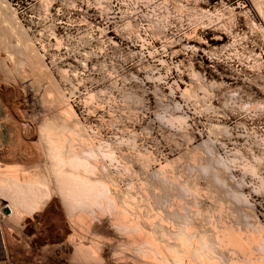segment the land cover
<instances>
[{
  "label": "bare ground",
  "instance_id": "bare-ground-1",
  "mask_svg": "<svg viewBox=\"0 0 264 264\" xmlns=\"http://www.w3.org/2000/svg\"><path fill=\"white\" fill-rule=\"evenodd\" d=\"M252 1L264 24V0ZM41 2L48 12L53 1ZM0 12L6 27H0L2 74L7 82H21L26 93L39 90L42 112L33 129L23 127L36 140L41 159L34 161L29 155L0 159V264H53L56 260L54 264H264V228L253 226L249 217L241 219L240 207L246 205V198L227 188L219 178L221 169L217 174L218 168L198 157L197 150L189 157L195 179L170 174L167 162L161 168L169 175L153 172L135 182L136 173L122 164L124 173L112 167L120 178L127 175V186L121 188L118 177L108 172L115 165L114 149L109 142L96 141L93 131L79 120L41 57L48 55L47 50L38 54L33 37L8 0H0ZM49 13H44L40 25L42 46L47 44ZM61 45L58 39L55 46ZM90 55L86 53L87 58ZM60 72L68 78L67 69ZM190 90L187 87L182 93L198 97L191 96L195 91ZM23 115L30 116L28 110ZM150 160L144 155L137 160L147 173ZM230 160L217 164L229 168ZM257 163L253 167L261 165ZM251 167V174L259 170Z\"/></svg>",
  "mask_w": 264,
  "mask_h": 264
},
{
  "label": "rangeland",
  "instance_id": "rangeland-1",
  "mask_svg": "<svg viewBox=\"0 0 264 264\" xmlns=\"http://www.w3.org/2000/svg\"><path fill=\"white\" fill-rule=\"evenodd\" d=\"M39 1L8 0L16 9L21 25L27 29L28 35L33 37L32 42H35L34 45L38 49L36 50L41 56L45 50L49 54L52 45L42 46V42L38 41L41 35H35L36 28L32 25L37 19ZM41 1V7L38 9L41 12H38V18H41L38 21L39 25L43 24L44 13H49L42 8L44 6ZM185 1L190 0H178L176 8L181 17H188L193 29L190 32L177 31L175 34L182 35L184 37L182 44L186 46L189 43L187 46L191 47L187 50L188 48L182 45L176 52H168L166 58L172 60L173 65L179 70L172 78H144L137 75L132 67L125 66L124 68L130 73L133 72V75L116 77L112 76L116 74L115 70L108 73L94 72L90 69L85 72V76L88 77L86 79L85 76L77 79L78 73L72 71V74L69 70L66 78L60 72L64 68H58V71L47 60L46 55L41 57L55 81L58 85L60 83V88L64 90L79 120L91 133L93 131L96 141L111 144L115 159L119 160L120 164L115 161V165H111L108 172H113L118 177L121 188L127 186V182L124 181L127 175L120 178L119 171L112 167L116 169L119 167L120 172L124 173L126 172L124 166H129V170L136 173V176L133 175L135 182L158 171L164 173L161 166L168 164H171V168L167 166L168 170L170 169L169 173L173 171V174L175 172L180 176H191V179H195L197 173L192 170L189 157L192 150L193 152L197 150L198 157L218 168L217 174L222 171L218 177L227 188L241 193L246 198V205L240 207V213L243 215V218L240 215L241 219L246 221L245 218L249 217V223L252 221L253 226L259 228L257 227L259 225L263 229L264 184L263 188L260 186L264 183L263 20L252 0H192V8H188ZM1 14L0 19L3 16ZM168 17L163 15L149 18L152 36L166 40V43L170 42L171 35L170 32L166 33ZM178 23H181V20H178ZM136 26L131 22L127 26L133 36L139 33ZM0 27L6 28L4 23H1ZM31 27L32 32L28 30ZM137 37L142 38L140 33ZM149 40L151 39L148 38ZM53 58L56 60V56L53 55ZM189 61L193 63L190 73ZM101 69H104V66H101ZM60 74L64 78H61ZM4 76L1 70L0 159L8 160L14 155L23 157L29 155L34 161H38L41 159L39 146L36 140L25 132L28 131L26 129H33L36 122L42 119L38 102L40 91L32 89L26 93L21 82L17 84L11 81L10 84L11 82H7L9 79L5 80ZM71 78L75 81L73 82ZM71 86H75L76 89ZM84 86L88 89L94 88L87 91L85 96L88 98L84 96L86 93ZM187 87L195 91L191 96L196 94L198 97H188L187 94L184 96L182 92ZM100 90L104 92L100 93ZM73 91L75 93L72 96ZM92 92L96 93L95 98L90 99L89 94ZM24 110H28L30 116L25 117ZM178 118H183L184 121L182 119L179 121ZM169 119L173 120L170 122ZM143 155L152 158L148 173L137 161L138 156ZM220 160L223 162L230 160L231 165L228 168L227 164L224 169L218 165L222 162ZM245 163L249 166L245 167ZM256 163L261 165L253 167ZM249 167L255 169L258 167L259 170L251 174ZM164 174L169 175L167 172ZM254 221H258L259 224ZM54 263H57V260Z\"/></svg>",
  "mask_w": 264,
  "mask_h": 264
},
{
  "label": "built area",
  "instance_id": "built-area-1",
  "mask_svg": "<svg viewBox=\"0 0 264 264\" xmlns=\"http://www.w3.org/2000/svg\"><path fill=\"white\" fill-rule=\"evenodd\" d=\"M177 1L53 0L46 21L50 28L45 40L48 45H52L47 60L55 68L67 69L70 73L76 71L77 79L84 78L85 72L90 69L108 73L115 70L116 74L112 76L116 77L133 75V72H128L124 66L132 67L137 75L144 78H172L179 70L166 56L169 51L176 52L184 40L182 35L175 33L190 32L193 29L188 17H181L179 14ZM184 3L188 8H192V0ZM39 6L40 1L38 8ZM38 8L36 22L32 24L36 28L35 35H39L41 30L38 25ZM163 15L169 16L166 31L171 34L169 43L154 38L150 31L149 18ZM178 20H181V23H178ZM129 22L138 26L140 36L144 40L135 35L130 37L127 27ZM148 38L151 40L148 41ZM58 39L62 42L59 48L55 46ZM187 45L183 46L189 50L191 46ZM86 53L93 55L87 58ZM53 55L56 56L55 61H52ZM188 65L190 73L193 63L189 61ZM101 66H104V69H101ZM84 89L86 95L88 90L94 88L88 89L84 86Z\"/></svg>",
  "mask_w": 264,
  "mask_h": 264
},
{
  "label": "water",
  "instance_id": "water-1",
  "mask_svg": "<svg viewBox=\"0 0 264 264\" xmlns=\"http://www.w3.org/2000/svg\"><path fill=\"white\" fill-rule=\"evenodd\" d=\"M5 213H8V210L7 209L5 210Z\"/></svg>",
  "mask_w": 264,
  "mask_h": 264
}]
</instances>
